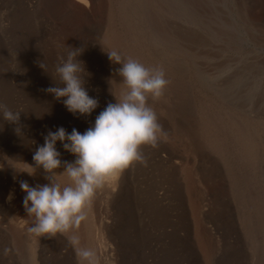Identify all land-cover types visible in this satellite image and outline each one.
Wrapping results in <instances>:
<instances>
[{
  "label": "rangeland",
  "instance_id": "obj_1",
  "mask_svg": "<svg viewBox=\"0 0 264 264\" xmlns=\"http://www.w3.org/2000/svg\"><path fill=\"white\" fill-rule=\"evenodd\" d=\"M84 1L0 0V104L19 113L16 123L0 119V168H35L47 131L82 133L115 103L120 65L104 51L118 50L163 70L168 84L149 104L164 135L115 188L96 193L72 233L80 247L96 264H264V0ZM70 47L83 49L84 86L98 101L86 117L45 91L60 86L54 68ZM56 149L62 162L74 159ZM45 175L15 179L35 186ZM3 229L0 264H77L59 234H32L29 249Z\"/></svg>",
  "mask_w": 264,
  "mask_h": 264
},
{
  "label": "clouds",
  "instance_id": "obj_2",
  "mask_svg": "<svg viewBox=\"0 0 264 264\" xmlns=\"http://www.w3.org/2000/svg\"><path fill=\"white\" fill-rule=\"evenodd\" d=\"M82 51V48L70 47L65 56L58 57L54 75L60 86L45 91L54 99L62 100L69 113L86 117L97 108L98 101L88 95L84 86L85 77L90 74L83 61L77 59ZM104 52L110 62L120 65L116 71L121 80L117 84L123 87L118 95L109 89L115 103H107L82 133L75 128L66 132L63 127L47 131L43 144L32 155L35 168L17 170L32 176L40 168L46 174L45 184L30 186L26 181L19 182L25 193L24 211L34 220L28 232L38 237L63 236L73 248L77 264H96L95 253L80 247L78 236L72 234L87 220V210L96 193L134 163H143L142 147H156L164 135L157 114L149 104V99L157 101L162 97L168 84L163 70L122 57L115 49ZM39 67L48 74L44 61ZM0 119L16 123L19 113L0 104ZM15 131L19 134L20 129ZM57 142L74 157L71 162L61 161ZM60 176H66L69 182L62 185ZM8 198L11 199V194Z\"/></svg>",
  "mask_w": 264,
  "mask_h": 264
},
{
  "label": "bare ground",
  "instance_id": "obj_3",
  "mask_svg": "<svg viewBox=\"0 0 264 264\" xmlns=\"http://www.w3.org/2000/svg\"><path fill=\"white\" fill-rule=\"evenodd\" d=\"M78 1L85 2L84 0H78ZM29 169L30 168L26 165H17V163H15L14 165V161L13 163H9L8 165L2 166L0 168V228L2 227L5 228V230L3 229L2 231L6 232L8 235L11 236L12 239L11 238L10 239L11 241H13L14 246L19 247V246L25 245V246H28L27 248L30 247L29 249H32V247L35 244V241L37 243L38 238L35 239V237L31 236L32 234L28 232V228L31 225L28 224V221H27L28 219L26 220V217L24 218V216L21 215L17 209V207L22 205L19 200L21 198V194H24V193L19 187V182H17V180L14 179V177H17L19 179L26 174L25 172H18L17 170H28L29 171ZM117 179L118 177L112 182L117 181ZM112 182H110V185ZM115 183L112 184L113 187ZM108 187H109V184H108ZM9 194H11V199L8 198ZM19 202H20V205L18 206Z\"/></svg>",
  "mask_w": 264,
  "mask_h": 264
}]
</instances>
